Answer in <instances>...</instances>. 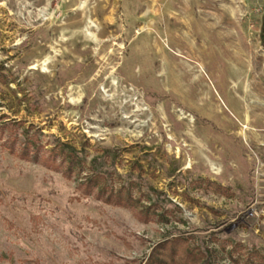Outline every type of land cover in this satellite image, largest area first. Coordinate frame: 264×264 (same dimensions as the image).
Segmentation results:
<instances>
[{"label": "rangeland", "instance_id": "obj_1", "mask_svg": "<svg viewBox=\"0 0 264 264\" xmlns=\"http://www.w3.org/2000/svg\"><path fill=\"white\" fill-rule=\"evenodd\" d=\"M263 16L0 0V264H145L179 237L209 264H264Z\"/></svg>", "mask_w": 264, "mask_h": 264}, {"label": "trees", "instance_id": "obj_2", "mask_svg": "<svg viewBox=\"0 0 264 264\" xmlns=\"http://www.w3.org/2000/svg\"><path fill=\"white\" fill-rule=\"evenodd\" d=\"M262 27L261 43L264 47V16ZM64 160L68 163V173L72 172L76 168L79 169L80 162L74 160L72 156L64 158ZM52 163L53 162H51V164ZM103 180L104 178H102V176L95 175L91 177L88 182L83 185L86 188V193H89L92 189L97 188L100 194H104V186L99 185ZM108 195L115 199L114 203L125 206H128L131 203V196L129 194H124L121 189L117 192H113L111 190ZM187 239L188 238L179 237L159 244L152 250L145 264H209L206 254L199 249L186 244ZM180 246H182V255L178 254V247Z\"/></svg>", "mask_w": 264, "mask_h": 264}, {"label": "water", "instance_id": "obj_3", "mask_svg": "<svg viewBox=\"0 0 264 264\" xmlns=\"http://www.w3.org/2000/svg\"><path fill=\"white\" fill-rule=\"evenodd\" d=\"M263 25V24H262ZM263 30V27H262V29H261V31Z\"/></svg>", "mask_w": 264, "mask_h": 264}]
</instances>
